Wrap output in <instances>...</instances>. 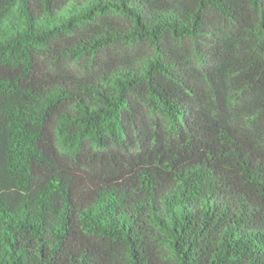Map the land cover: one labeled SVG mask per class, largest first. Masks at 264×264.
Returning a JSON list of instances; mask_svg holds the SVG:
<instances>
[{
    "label": "trees",
    "instance_id": "16d2710c",
    "mask_svg": "<svg viewBox=\"0 0 264 264\" xmlns=\"http://www.w3.org/2000/svg\"><path fill=\"white\" fill-rule=\"evenodd\" d=\"M0 264H264V0H0Z\"/></svg>",
    "mask_w": 264,
    "mask_h": 264
}]
</instances>
